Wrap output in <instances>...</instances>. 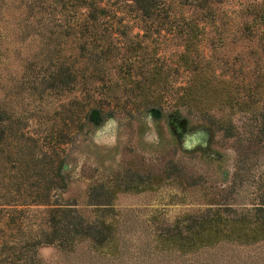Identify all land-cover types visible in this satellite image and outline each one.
Listing matches in <instances>:
<instances>
[{
    "label": "trees",
    "instance_id": "16d2710c",
    "mask_svg": "<svg viewBox=\"0 0 264 264\" xmlns=\"http://www.w3.org/2000/svg\"><path fill=\"white\" fill-rule=\"evenodd\" d=\"M164 37L176 41L175 51L186 69L178 104L198 109L227 137L248 124L250 145L264 147V0H0V204L9 206L0 219V235L6 229L32 227L24 216L12 213L19 205L51 204L46 198L49 188L65 187V157L59 147L68 142L71 130L83 129L102 99H113L124 89L139 91L135 95L141 98L131 106L136 109L158 102L153 95L162 67L136 63L131 55ZM232 46L233 59L216 55ZM11 59L18 66L13 75ZM121 66L126 73L119 89ZM67 88L80 111L68 117V127L60 115L46 131L47 140L39 141L23 112L13 108L16 99L22 93L38 98L32 103L47 106L48 112V104H55L54 93ZM237 112L249 113L248 123L238 124L233 118ZM38 181L45 198L36 188ZM74 213L67 205H49L39 236L25 238L26 249L56 243L71 250L77 235L91 236L95 247L112 239L109 223L99 220L95 225ZM207 222V228L192 230L189 225L186 234L180 231L167 239L181 250L221 238L264 239V202L253 208L252 216L234 219L228 228L218 215ZM2 235L0 264H39L34 249L6 255L16 240Z\"/></svg>",
    "mask_w": 264,
    "mask_h": 264
},
{
    "label": "rangeland",
    "instance_id": "374dc122",
    "mask_svg": "<svg viewBox=\"0 0 264 264\" xmlns=\"http://www.w3.org/2000/svg\"><path fill=\"white\" fill-rule=\"evenodd\" d=\"M175 48L176 41L164 37L152 40L146 51L131 55L136 63L162 67L163 76L153 95L158 102L136 109L131 106L141 98L135 95L139 91L123 89L125 93L94 106L83 129L71 130L68 142L59 147L65 157V187L49 188L46 198L51 204L19 205L20 210L12 211L32 227L6 229L1 234L5 240H16L12 248H6V255L34 249L39 264H264V239L221 238L192 250H181L167 239L180 231L186 234L189 225L192 230L207 228V220L217 215L227 221L223 228H228L234 219L252 216L253 208L264 202L262 143L250 145L248 124L240 126L238 135L227 137L198 109L178 104L186 69ZM216 55L230 60L235 49L232 46ZM11 70L12 75L18 70L13 59ZM125 73L121 66L119 89L124 88ZM72 93L68 88L54 93L55 104H48V112L47 106L32 103L38 98L23 93L13 108L23 112L26 125L32 124L33 136L44 141L60 115L68 127V117L80 111V104L75 110ZM249 116L237 112L233 118L241 125L248 123ZM41 183L36 188L45 198ZM49 205L70 206L77 219L85 222L109 223L112 239L95 247L91 236L77 235L71 250L56 243L26 249L25 238L39 236ZM8 207L0 204V219Z\"/></svg>",
    "mask_w": 264,
    "mask_h": 264
}]
</instances>
